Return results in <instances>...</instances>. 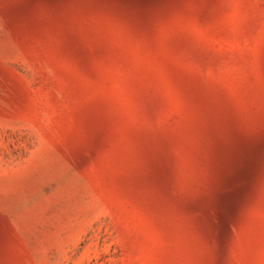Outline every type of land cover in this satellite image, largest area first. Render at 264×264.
<instances>
[{
  "label": "rangeland",
  "instance_id": "obj_1",
  "mask_svg": "<svg viewBox=\"0 0 264 264\" xmlns=\"http://www.w3.org/2000/svg\"><path fill=\"white\" fill-rule=\"evenodd\" d=\"M0 264H264V0H0Z\"/></svg>",
  "mask_w": 264,
  "mask_h": 264
}]
</instances>
